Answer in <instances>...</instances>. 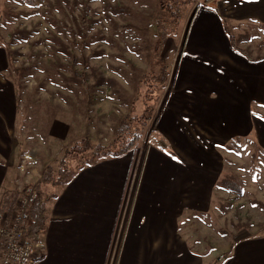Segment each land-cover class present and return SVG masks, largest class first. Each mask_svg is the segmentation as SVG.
Segmentation results:
<instances>
[{
  "label": "rangeland",
  "instance_id": "374dc122",
  "mask_svg": "<svg viewBox=\"0 0 264 264\" xmlns=\"http://www.w3.org/2000/svg\"><path fill=\"white\" fill-rule=\"evenodd\" d=\"M178 4L176 16L159 9V0H0V135L3 126L12 129L19 156L16 186L38 185L48 166L57 171L67 144L87 138L94 146H108L125 127L130 131L122 141L134 144L129 151L153 146L180 158L183 151L197 157L203 150L206 157L230 161L236 190L234 195L218 190L210 212L190 217L204 220L188 225L190 249L205 252L206 262L215 264L236 247L233 264H264V111L253 103L254 142L242 137L226 147L184 148L180 121L196 110L190 100L205 94L197 86L201 53L189 48L205 39L196 35L204 6L194 12L185 36L196 3ZM171 25L160 33L159 26ZM24 30L31 33L28 40L15 35ZM215 63L208 62L210 85L215 70L233 78ZM76 74L85 76L89 90ZM99 78L104 82L96 83ZM237 97L243 106L246 100ZM54 119L71 127L69 137L56 143L49 135ZM7 153L0 146V159ZM76 165L71 162L70 169ZM48 186L45 204L52 196Z\"/></svg>",
  "mask_w": 264,
  "mask_h": 264
},
{
  "label": "crops",
  "instance_id": "0c3cea01",
  "mask_svg": "<svg viewBox=\"0 0 264 264\" xmlns=\"http://www.w3.org/2000/svg\"><path fill=\"white\" fill-rule=\"evenodd\" d=\"M203 6L196 35L205 39L189 48L201 53L197 86L205 94L190 100L196 110L186 111L180 121L184 148H217L242 137L254 142L253 103L264 111V0H212ZM230 35L250 59L233 47ZM211 40L218 42L211 46ZM210 61L226 66L233 78L215 70L210 85ZM237 94L246 100L241 107ZM70 128L54 119L50 139L68 138ZM2 129L0 146L8 153L0 159L6 158L0 162V197L16 200L18 148L12 129ZM72 145L64 146L62 154ZM158 149L146 146L143 152L101 159L77 170L68 182L48 186L53 189L40 239L44 253L35 264H210L205 252L190 249L186 230L195 220L204 221L190 217L210 212L218 190L235 194L230 161L206 157L203 150L197 157L183 151L179 158ZM12 202L8 198V205ZM235 248L224 263L217 256L215 264H233Z\"/></svg>",
  "mask_w": 264,
  "mask_h": 264
},
{
  "label": "trees",
  "instance_id": "16d2710c",
  "mask_svg": "<svg viewBox=\"0 0 264 264\" xmlns=\"http://www.w3.org/2000/svg\"><path fill=\"white\" fill-rule=\"evenodd\" d=\"M212 0H202V2H195L194 0L191 3H196L192 12V16L190 18L189 24L187 26L186 34L188 33V28L192 22L193 14L197 10V8L205 3L211 2ZM190 2V1H188ZM186 0H182L183 5L188 3ZM159 9L163 12L171 13L172 15H178L180 12V7L178 4V0H159ZM117 29L122 30L125 27H121L118 24H115ZM174 28V25H171L169 28L161 29L159 26L160 33L163 31L168 33L170 30ZM18 34L24 39L28 40L30 38L29 34L30 31H15V35ZM232 45L235 49H237L241 54L245 57L250 59V55L248 51L241 49L238 47L237 42L233 36L230 35ZM62 44V42H61ZM77 78L80 80V84L84 88V91L90 89L91 85L85 79L83 74H76ZM104 78L96 79V83L104 82ZM125 131H130V128L125 127L119 129L114 140L108 146H94L87 138L82 139L76 143H74L70 148L66 149L61 159L58 161L57 164V171L54 167L48 166L45 171H43L39 184L38 189L42 195V199L38 200L31 209V223L27 229V236L31 237L35 241H39L41 239V234L45 229L46 222H47V214H46V205H45V196H44V185H60L64 184L69 181V179L74 175L77 170L84 168L85 166L92 165L101 159L108 158V157H117L127 153L130 148L134 145L132 142L129 144H125L122 141V137ZM134 136L137 138L139 135L134 133ZM134 137V139H135ZM75 161L77 163L76 169H70L69 166L71 162ZM229 183V181L227 182ZM18 197V196H17ZM8 198H11L13 202L8 205ZM4 197V209L9 216L13 214L14 211V200L15 197ZM17 200V198H16ZM15 200V202H16ZM264 209V206H263ZM3 236H0V249L3 243ZM232 249V248H231ZM232 251V250H231ZM230 251V253H231ZM230 255V254H229Z\"/></svg>",
  "mask_w": 264,
  "mask_h": 264
},
{
  "label": "built area",
  "instance_id": "2783aa9c",
  "mask_svg": "<svg viewBox=\"0 0 264 264\" xmlns=\"http://www.w3.org/2000/svg\"><path fill=\"white\" fill-rule=\"evenodd\" d=\"M41 199L37 185L19 188L13 214L4 209L0 197V236L4 240L0 249V264H35L44 253L41 240L35 241L26 232L31 223V209Z\"/></svg>",
  "mask_w": 264,
  "mask_h": 264
}]
</instances>
